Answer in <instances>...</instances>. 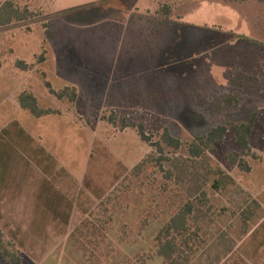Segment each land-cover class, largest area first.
Returning <instances> with one entry per match:
<instances>
[{
    "label": "rangeland",
    "instance_id": "1",
    "mask_svg": "<svg viewBox=\"0 0 264 264\" xmlns=\"http://www.w3.org/2000/svg\"><path fill=\"white\" fill-rule=\"evenodd\" d=\"M6 1L35 13L0 27V129L11 120L23 127L0 137V230L22 264H164L155 238L180 207L181 192L154 165L133 176L152 148L123 121L143 125L154 141L167 129L186 144L252 117L254 157L243 155L231 130L210 154L238 186L219 194L208 189L199 240L188 243L192 251L183 239L178 244L190 264H264V0H0V6ZM47 82L55 91L75 87L77 100H57ZM23 92L56 112L49 116L59 125L43 129L42 144L59 148L74 177L51 157L47 179L41 176L27 149L26 135L34 134L25 123L33 116L19 106ZM232 153L250 171L231 164ZM254 202L260 210L244 233L241 209ZM86 220L100 228L97 250L86 236L78 245L70 239Z\"/></svg>",
    "mask_w": 264,
    "mask_h": 264
},
{
    "label": "trees",
    "instance_id": "2",
    "mask_svg": "<svg viewBox=\"0 0 264 264\" xmlns=\"http://www.w3.org/2000/svg\"><path fill=\"white\" fill-rule=\"evenodd\" d=\"M165 11H167L165 16L170 14L169 9ZM34 16L35 13L27 7L21 8L11 1H6L0 6V27L23 22ZM16 66L23 71L28 70V66L21 61L17 62ZM46 87L59 101L67 99L70 102H75L77 100V91L73 87H64L55 91L48 82ZM18 103L22 110L29 112L34 118L56 114L52 109L39 108L35 96L30 93H21L18 96ZM123 124L135 129L139 139L152 148V152L133 167V176L138 177L149 165H154L161 173L164 182L173 184L181 192L179 194L182 196L180 207L155 238L156 256L163 259L164 264H190L189 256L184 254L183 246H187L192 251L188 247V243L191 240H199L200 224L207 219L204 208L210 204L207 190L210 189L214 194H219L231 191L238 186L232 177L213 162L210 154L216 145L223 144L227 132L231 130L234 142L241 148L243 155L254 157L249 142L254 128V117L244 123H228L217 126L204 136L197 137L186 144L171 136L167 129H164L159 138L154 141L152 136L146 134L143 125L134 123L126 125L124 121ZM183 148L186 150L185 154H178ZM228 161L236 165L241 172L250 171L248 163L244 159H240L237 153H232ZM258 209L259 205L256 202H254L253 208L244 206L241 209L244 233ZM193 226L195 231L191 232ZM99 231V227L86 220L74 229L70 239L75 245H78L80 239L78 236H86L91 240L88 243L97 250ZM179 238L183 239L182 247L178 244ZM84 247L82 245V248ZM232 248V246L224 248L223 252L216 256L214 263H219L220 259L231 253ZM0 256L6 264H22L18 252L11 248L1 230Z\"/></svg>",
    "mask_w": 264,
    "mask_h": 264
},
{
    "label": "crops",
    "instance_id": "3",
    "mask_svg": "<svg viewBox=\"0 0 264 264\" xmlns=\"http://www.w3.org/2000/svg\"><path fill=\"white\" fill-rule=\"evenodd\" d=\"M108 61H110V60H108ZM59 62H61V61H59V58H57L55 60V63L57 64V66H59ZM58 72H59V70H58ZM72 86H73V84H72ZM48 117H51L52 121L50 119H48ZM52 117L53 116H45L42 118L32 117L33 121H30L29 123H25L27 125V128L34 134V136L27 134V133H26L27 135L25 134L27 136V139L29 140V145H28L27 149L32 154V156L35 158V160H34L35 163L37 165L41 166V169L43 171L41 176H43L44 178L47 179V176L44 172V171H46L45 168L47 169V157H51L55 161V163H57V166L59 165V167H60L59 171L63 170L64 172H67L72 177L73 175L71 174L69 168H67V166L65 164L66 160L62 159L59 161V148L56 149L55 147H57V146L54 145V146L50 147L51 148V150H50V148H47V147H45V145L42 144L44 142V139H45L44 137L46 135L45 130H43V129H48L49 127L56 128L59 125L58 123H56L55 119H53ZM59 118H61V117H59ZM72 123H74V122H72ZM74 124H77V123H74ZM77 125L79 126V124H77ZM13 128L23 131V127L17 121H15V120L7 121L4 123V125L0 129L1 130L0 137H2V135L6 136L5 135L6 132L10 129H13ZM35 137H37V139H39V141H41V144L38 143V147L36 146ZM46 140H47L48 146H49L50 140L52 142H54V140L51 139L48 134H47ZM259 210H260V206H259ZM262 224H264V220L262 221V223L259 224V226H261ZM263 246H261V247H263ZM255 249L260 250L261 248H257V246H256Z\"/></svg>",
    "mask_w": 264,
    "mask_h": 264
}]
</instances>
